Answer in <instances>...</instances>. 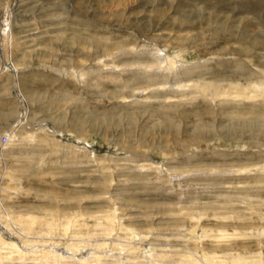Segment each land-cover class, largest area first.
<instances>
[{
	"label": "rangeland",
	"instance_id": "obj_1",
	"mask_svg": "<svg viewBox=\"0 0 264 264\" xmlns=\"http://www.w3.org/2000/svg\"><path fill=\"white\" fill-rule=\"evenodd\" d=\"M0 264H264V0H0Z\"/></svg>",
	"mask_w": 264,
	"mask_h": 264
},
{
	"label": "bare ground",
	"instance_id": "obj_2",
	"mask_svg": "<svg viewBox=\"0 0 264 264\" xmlns=\"http://www.w3.org/2000/svg\"><path fill=\"white\" fill-rule=\"evenodd\" d=\"M2 30V29H1ZM2 141H3V139H2Z\"/></svg>",
	"mask_w": 264,
	"mask_h": 264
}]
</instances>
